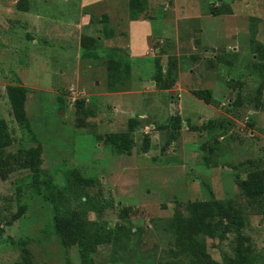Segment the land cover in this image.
Wrapping results in <instances>:
<instances>
[{"label":"rangeland","instance_id":"374dc122","mask_svg":"<svg viewBox=\"0 0 264 264\" xmlns=\"http://www.w3.org/2000/svg\"><path fill=\"white\" fill-rule=\"evenodd\" d=\"M92 1L0 0L5 153L42 158L39 192L29 168L0 173V264H200L201 250L229 264L242 236L264 264V195L240 185L264 170V0H147L149 64L127 47L130 0ZM216 200L242 226L210 217L214 230L195 232L192 203Z\"/></svg>","mask_w":264,"mask_h":264},{"label":"trees","instance_id":"16d2710c","mask_svg":"<svg viewBox=\"0 0 264 264\" xmlns=\"http://www.w3.org/2000/svg\"><path fill=\"white\" fill-rule=\"evenodd\" d=\"M130 9L131 13L134 15L132 19H137L140 17V15L146 10L147 8V0H130ZM160 64L159 62H157ZM172 64H168V69H165V72L169 70L170 66ZM160 66V65H159ZM162 67V66H160ZM167 67V66H166ZM158 70L160 72H157L155 77V80L159 81L163 79V67ZM158 74V75H157ZM15 89V88H14ZM21 89V88H19ZM14 90L12 93V99L15 103L17 112L22 115L24 114V104H25V92L24 90L19 91ZM196 93H199L196 92ZM123 134H114L112 135V139L114 137H122ZM111 137V136H110ZM126 139L129 144L133 142L132 139H130L127 135ZM118 140V138H117ZM12 137L10 136V133L8 130L3 126L2 122H0V173L3 177L6 176V173L13 170L16 165H21L22 167L29 168L31 171H33V180L31 181L32 190L35 188L38 190V185L40 186V181L42 180L40 178L41 173V148H30V149H20L17 154L13 153H5V148L11 144ZM111 141V139H109ZM114 144V147H118V150L121 151L125 147V143L123 140L112 142ZM169 145V140L165 143L164 149L167 150V147ZM82 181V180H81ZM84 181V180H83ZM240 185L246 195H248L250 198L255 199L259 198L260 196L264 195V170L257 171L251 173L246 179H243L240 182ZM21 197V195H20ZM192 212L194 214L193 217L188 218L189 222L193 224V230L195 232H203V231H213V222L211 218H217V220H220L221 223L225 225V230L231 229L232 227L239 228L243 224V219L240 216L238 210L232 205L228 204L226 205L223 202L214 201V202H208V201H201V202H193L191 206ZM26 211V207H22L20 211L15 214V218H20ZM73 213V212H72ZM74 220L72 218H68L67 215H65V212L63 214L58 213L56 216V232L61 235L63 242L66 246H69L71 243V227ZM242 234L240 233V236ZM240 238V237H239ZM242 236L236 245L237 255L229 260V264H243L241 259L247 258L248 262L245 264H251L250 260V254L251 250L247 247L245 248V238L244 241H242ZM87 250L82 249V256L84 259H86ZM202 257L200 264H215V261L212 259V257L205 251L201 250ZM13 264H32L30 259L25 256L22 261L15 262ZM199 264V263H197Z\"/></svg>","mask_w":264,"mask_h":264},{"label":"crops","instance_id":"0c3cea01","mask_svg":"<svg viewBox=\"0 0 264 264\" xmlns=\"http://www.w3.org/2000/svg\"><path fill=\"white\" fill-rule=\"evenodd\" d=\"M98 1H102V0H94L92 1V3H90V5H94V4L97 5L99 4ZM166 6H168L167 3H166ZM156 8L163 9V4H157ZM115 10H117V7ZM104 12L110 13L106 9ZM142 14L137 19H132V18L130 19L129 30H130L131 35H130L127 47L128 49H130L129 53L131 57L133 58V59L131 58L132 60L138 59V60H142V63L149 64V63H146V58L148 56L154 57L155 56L154 52L159 51L160 49L156 48L154 51L153 45H151L150 43L151 41L150 38L153 36L152 29L154 28V23H153L152 18L147 17V15H142ZM120 16L121 15H119L116 21H118L121 18ZM77 26L81 27V24L78 23ZM82 37H84V35H82L81 38ZM134 62L137 63V61H134ZM126 92L128 91L120 92V93H126ZM120 93L116 94L113 92V93H109V95L115 96L117 100H119V103H121L123 100L120 97ZM118 106H119L118 107L119 109L121 105H118Z\"/></svg>","mask_w":264,"mask_h":264}]
</instances>
